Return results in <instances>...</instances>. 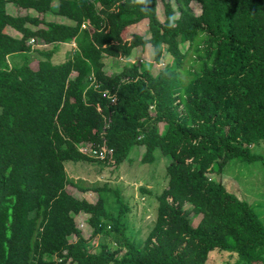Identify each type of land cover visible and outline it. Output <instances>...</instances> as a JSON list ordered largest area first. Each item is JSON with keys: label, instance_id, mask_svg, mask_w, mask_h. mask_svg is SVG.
Here are the masks:
<instances>
[{"label": "trees", "instance_id": "obj_1", "mask_svg": "<svg viewBox=\"0 0 264 264\" xmlns=\"http://www.w3.org/2000/svg\"><path fill=\"white\" fill-rule=\"evenodd\" d=\"M8 3L18 16L7 13ZM30 11L74 25L43 22ZM144 20L149 38L122 41ZM42 23L45 30H32ZM31 39L45 44L34 48V63ZM64 44L69 57L56 64ZM147 45L156 62L166 50L173 66L158 77L144 62L105 72L106 57L128 59ZM104 141L115 151L113 162L101 161L107 164L121 165L136 147L146 149L143 164L157 150L172 160L143 241L123 234L115 220L106 224L113 220L108 188H96L90 210L70 190L89 191L69 177L66 163L98 161L78 145ZM262 144L264 0H59L57 9L53 0H0V264H208L214 252L230 253L235 264H264V221L217 180L233 160L264 162L253 153ZM85 211L93 214L88 238L76 223ZM100 237L115 247L97 244Z\"/></svg>", "mask_w": 264, "mask_h": 264}, {"label": "rangeland", "instance_id": "obj_2", "mask_svg": "<svg viewBox=\"0 0 264 264\" xmlns=\"http://www.w3.org/2000/svg\"><path fill=\"white\" fill-rule=\"evenodd\" d=\"M157 5L159 19L163 21V3L158 1ZM54 6L55 9L58 8V5ZM192 9L196 15H200L201 6L198 3H192ZM177 16L178 14L176 17ZM148 29V20H144L135 27L127 29L124 36L128 35L129 40H131L133 34H139L149 38ZM124 39L125 38H123L122 41H126ZM65 45L67 44H64L62 48L58 49L53 60L54 63L61 64L69 57L66 53L68 46ZM187 45L188 44L182 45L183 51L187 49ZM68 51L70 52L71 48H69ZM139 51L136 52V54L144 59V67L150 63L151 65L149 67L151 72L156 77H158L161 72L165 71V68L173 66V60L170 59L171 56H169L166 50L160 62L154 60L152 46L150 47L149 45ZM106 62L113 63L111 67H108V70H112L109 71L112 74L117 73L120 69L122 70L128 65L119 60V57H106L105 63ZM145 151V147H136L132 151L130 158L124 160L119 166L101 161L66 163L69 177L77 181L78 185L89 190L88 192H82L77 188L71 187L70 190L73 195L79 199H86L90 205V210L99 198L96 188L103 190L108 188L113 192V195L110 197L111 203L108 207L109 210L112 208L111 215L113 220L106 221V224H114L112 221L115 220L116 225L121 227L123 234H132L138 242L143 241L156 220L158 206L156 194L161 193L162 189L167 186V166L172 162L171 158L166 157L161 151L157 150L155 152L154 162L143 164L141 160ZM253 153L264 156V144L254 146ZM211 177L215 178V175H211ZM217 180L221 181L230 192L248 202L264 221V162L262 160L254 163H248L240 159L233 160L228 163ZM141 187H147L153 191V194H142ZM117 191L120 196L116 193ZM107 193L109 194L110 192L108 191ZM123 209L125 212L129 210L126 216H122L125 212L119 213L120 210ZM92 215L90 211H85L80 214V217H84V221L79 217L76 218L78 228L81 224H85L82 233L87 238L92 235V228L89 224V219L93 217ZM199 221L200 217L195 218L193 221L194 225L196 226ZM112 234L114 233L110 232V235ZM75 240V236L70 238V241ZM101 243L108 244L111 246V249L114 248L116 244L115 240L111 237H107L106 239L100 237L97 244ZM236 260L237 259L228 252L223 253V255L214 252L211 254L208 264H235Z\"/></svg>", "mask_w": 264, "mask_h": 264}, {"label": "crops", "instance_id": "obj_3", "mask_svg": "<svg viewBox=\"0 0 264 264\" xmlns=\"http://www.w3.org/2000/svg\"><path fill=\"white\" fill-rule=\"evenodd\" d=\"M9 1H12V0H9ZM54 5H58L59 6V0H53V6ZM14 7H16V6L13 3H8L7 6H6L7 13L10 14L11 16H18L20 12H19V10L17 8H14ZM54 8H55V6H54ZM29 14H31L34 17H37L40 21H43V22H55V23L64 24V25H74V22L73 21L67 19L66 17L59 16V15L53 13V12H49V13H46V14H42V13L39 14V13H37L35 11H30ZM135 26L136 25H134L132 27H135ZM31 28H32V30L34 32H39V31L45 30L46 26H45L44 23H42L38 27H31ZM6 32L10 36H12L14 38H17V39H21L22 38V34L20 32H18V31H16V30H14L11 27L7 28ZM122 38L127 39L128 38V35L124 36V34H123V37ZM37 43L38 44H36L35 46L32 45L33 49L34 48H38V47H45V44H44V42L41 39H37ZM68 45L70 46V44H68ZM71 45L74 46V48L76 47L75 42H73ZM62 46L63 45H61L60 48H62ZM147 46H149V45H147ZM150 47H151V45H150ZM142 49H144V48L138 47V48L134 49L131 57L132 58H135V59L136 58H141V57H139V55L136 54V52H138L139 50H142ZM68 50L69 49L67 48L66 53L68 52ZM66 53H65V55H66ZM139 53H140V51H139ZM37 58H38V55L36 53V49H34V50H32V52L29 53V60H31L32 63H34V62H37V60H38ZM16 60H18V59H16ZM112 64L113 63H111V62H106L105 72L107 74H109V75L112 74L111 72H109V71H112V70H108L109 69L108 67H111ZM122 70L120 69L117 73H120ZM117 73H114V74H117ZM75 75L76 74H74V76ZM77 217H79L80 219H82L84 221V217H80V215L77 216Z\"/></svg>", "mask_w": 264, "mask_h": 264}, {"label": "built area", "instance_id": "obj_4", "mask_svg": "<svg viewBox=\"0 0 264 264\" xmlns=\"http://www.w3.org/2000/svg\"><path fill=\"white\" fill-rule=\"evenodd\" d=\"M87 25L84 24L83 28H86ZM30 44L35 46L37 43V41L35 39H31L30 40ZM119 60L125 62V63H133V64H138V63H142L144 62V59L140 58V59H133V58H119ZM99 86H95V88L97 89ZM103 96H107L108 98L111 99L112 103L116 102V97L112 96L110 93H108L107 91L103 92ZM109 123L110 121H105V125H104V131H106L109 128ZM78 150L79 152L89 158L95 159V160H100V161H108L113 162V158H114V154L115 151L113 148H110L106 141L103 142V144L101 145H97V146H93V145H89V144H79L78 145ZM84 226L85 224H81V226L79 227V229H81V231H84ZM108 228H111L110 226H108Z\"/></svg>", "mask_w": 264, "mask_h": 264}, {"label": "clouds", "instance_id": "obj_5", "mask_svg": "<svg viewBox=\"0 0 264 264\" xmlns=\"http://www.w3.org/2000/svg\"><path fill=\"white\" fill-rule=\"evenodd\" d=\"M130 58H132V57H130ZM135 59V58H134Z\"/></svg>", "mask_w": 264, "mask_h": 264}]
</instances>
